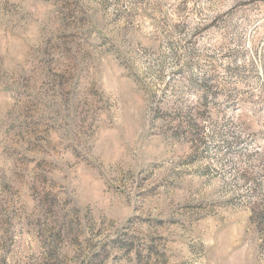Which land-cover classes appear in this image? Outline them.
<instances>
[{
	"label": "rangeland",
	"instance_id": "1",
	"mask_svg": "<svg viewBox=\"0 0 264 264\" xmlns=\"http://www.w3.org/2000/svg\"><path fill=\"white\" fill-rule=\"evenodd\" d=\"M0 264H264V0H0Z\"/></svg>",
	"mask_w": 264,
	"mask_h": 264
}]
</instances>
